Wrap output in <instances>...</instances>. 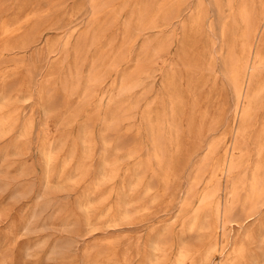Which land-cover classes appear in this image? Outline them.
<instances>
[{
	"label": "rangeland",
	"instance_id": "1",
	"mask_svg": "<svg viewBox=\"0 0 264 264\" xmlns=\"http://www.w3.org/2000/svg\"><path fill=\"white\" fill-rule=\"evenodd\" d=\"M160 1L0 0V119L16 120L0 134V264H178L183 243L192 254L181 264H264V203H245L246 189L223 250L209 251V231L186 230L233 139L231 11L186 0L168 23L138 31L140 10L156 12ZM200 3L206 17L197 28ZM4 26L21 30L7 38ZM25 33L33 42L22 46ZM254 105L248 164L224 179L228 188L249 185L259 162L264 92ZM173 107L184 150L168 171L155 160V139L177 152L165 140ZM203 217L216 220L211 208Z\"/></svg>",
	"mask_w": 264,
	"mask_h": 264
},
{
	"label": "bare ground",
	"instance_id": "2",
	"mask_svg": "<svg viewBox=\"0 0 264 264\" xmlns=\"http://www.w3.org/2000/svg\"><path fill=\"white\" fill-rule=\"evenodd\" d=\"M185 2L186 0L176 1V3L175 0H161L159 2V7L156 12L154 11L148 12L147 8L140 10L138 31L149 28L150 29L160 28L161 25L168 23V21L171 19V16L175 15L178 12L179 7L183 5ZM215 3L220 9L227 7L231 11V17H230L231 26L225 28L224 35L227 39L232 38L236 43L238 42L237 44H235L233 48L230 47L232 48L231 50L232 56H230L231 65L229 68L230 70L229 77L231 79L232 84L234 85L235 93L238 98V103L235 110V118H234L235 124L232 134L233 139L231 140L230 143H227L223 160L221 161V164H218L216 167L218 169L219 179L217 180V183L215 181L216 186L214 190L206 194L203 198H201L200 200L201 206L195 211L194 216L189 220L186 227V230L189 232L209 231L211 233L212 245L209 248L210 252L220 251L221 248L222 250L224 249L223 247L226 244V238H227L226 231L228 230V226L232 222L231 221L232 211L234 207L241 202L239 195L241 189H246L247 199L245 203L250 204L252 208H255L259 204L264 203V161L262 158L264 151V134H261L258 138V151L260 158H259V162L257 163L251 183H249V185L245 183L243 184L238 183L237 185L235 183L233 186H230L228 188V186L225 184L224 181V179L231 177L238 169L248 164V155L246 156L244 154L249 147V137L248 134H246V132L248 130V127L253 128V125L249 126V123L253 120V116L255 113L254 102L257 98L259 97L261 98L264 92V82L261 84L257 82V79L264 67L261 48L259 46L260 42L264 38L263 36L264 35V0H215ZM205 17H206L205 7L202 3H200L196 10V13L191 19L192 25L194 27L199 28L200 25L203 23ZM1 30L3 31L5 37L12 38L21 29L10 30L9 28L4 26L2 27ZM23 35L24 37L20 40L22 46H27L33 42V38L30 35V33H25ZM8 44L9 42L6 43V46H8ZM237 48L240 49V51L242 52V56L240 57V59H238L237 56H235V52H236L235 50ZM163 50L164 49L157 48L154 53L159 54V52ZM58 51L60 50H56V49L52 50L53 53H56ZM146 51L147 52L150 51V49L147 46H146ZM226 64L228 63L226 62ZM99 82H100V78L98 76L97 77L95 76L91 79V83H93L94 85L95 84L98 85ZM133 88H134L133 84L131 83L125 84L122 87V89L120 88L118 92L117 95L118 99L121 98V95L124 96L128 94ZM89 95H90L89 91L85 92L86 97H88ZM6 98H7L6 95L0 97V104L4 102ZM173 110L174 111L171 114V119L169 120V134H167L166 136L167 138L165 140L166 143L169 142L170 146L174 147L177 150V152L174 153L167 151L165 145L163 146L161 143L160 136H157L155 139V156H154L155 160L161 166L166 165L168 171L171 170L172 165L174 164V161L176 159V156L179 155L177 153H181L180 151L184 150V146L182 145V143L180 144L178 141H176V139L179 136L178 133L180 130L179 128L180 126H179V121H178L179 119L177 113L175 112L176 108L173 107ZM109 115L114 117V119L119 118V114L113 112L112 109H109L108 116ZM15 121L16 120L13 116H6L5 118H1L0 134L6 132L8 127H10ZM210 125L211 124H209V126ZM83 134H92L89 131L87 125L84 126ZM218 149H219V144L214 143L211 147L210 156L215 154L218 151ZM169 154H171L172 156H170ZM49 159L51 160L52 157H50ZM141 163L140 165L145 164V163L144 164ZM205 163L209 164V161L207 162L205 161ZM225 191H226V195L224 197L223 192ZM209 208H211L212 217L216 218L213 224L207 222L203 217V213ZM222 231L224 233L223 236L225 239H223V242L221 243L220 232ZM159 244L160 242L156 241L154 245V250L156 251L162 250ZM237 253H238L237 257H241L244 253V248L243 247L239 248V251ZM191 254L192 251L189 248V246L186 245V243L185 244L183 243L178 258V264H181L187 259L191 258ZM204 257L207 258L206 261H208L209 253ZM219 264H225V262L221 261V263Z\"/></svg>",
	"mask_w": 264,
	"mask_h": 264
}]
</instances>
